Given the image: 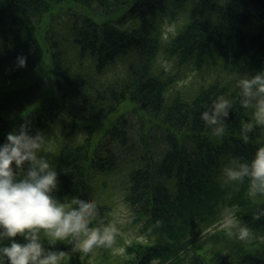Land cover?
<instances>
[{
  "label": "trees",
  "instance_id": "obj_1",
  "mask_svg": "<svg viewBox=\"0 0 264 264\" xmlns=\"http://www.w3.org/2000/svg\"><path fill=\"white\" fill-rule=\"evenodd\" d=\"M160 55L173 58L172 71ZM45 60L47 70L30 75ZM180 66L214 75L188 84ZM261 70L264 0H0V143L23 124L44 133L53 195L95 199L105 223L108 175L121 172L130 224L140 225V237H117L124 255L102 248L93 262L58 240L62 264H264V195H248V178L222 183L224 166L250 162L264 144V125L241 139L253 110L236 87ZM221 95L233 107L218 138L200 117ZM233 206L252 231L246 241L219 225Z\"/></svg>",
  "mask_w": 264,
  "mask_h": 264
},
{
  "label": "clouds",
  "instance_id": "obj_2",
  "mask_svg": "<svg viewBox=\"0 0 264 264\" xmlns=\"http://www.w3.org/2000/svg\"><path fill=\"white\" fill-rule=\"evenodd\" d=\"M175 31L176 24L166 22L162 39L168 41ZM17 60L20 67L27 63L24 56ZM160 64L164 71L172 70L171 61L162 58ZM236 87L240 105L253 110L252 119L245 121L240 130L241 139L248 143L249 133L264 125V70L240 77ZM232 107V99L221 95L201 113L200 118L213 136L225 135ZM48 144L44 133L30 134L27 124L21 125L19 132H9L6 142L0 143V264H62L68 255L66 249L44 244L47 241L55 245L58 240L72 241L73 252L87 254L107 248L113 255H124L126 249L117 246V237L120 226L129 222L131 216L127 205L119 201L114 218L105 223L95 199L79 195L57 199L53 191L58 173L42 155ZM245 178L249 180L250 197L264 195V144L257 147L250 162L233 159L222 169L223 184L241 183ZM260 215H264V208L258 209L257 218ZM219 225L229 235L235 229L236 238L241 241L252 236L251 229L236 217L234 206L222 208ZM18 235L24 242L13 239Z\"/></svg>",
  "mask_w": 264,
  "mask_h": 264
},
{
  "label": "rangeland",
  "instance_id": "obj_3",
  "mask_svg": "<svg viewBox=\"0 0 264 264\" xmlns=\"http://www.w3.org/2000/svg\"><path fill=\"white\" fill-rule=\"evenodd\" d=\"M168 23V22H167ZM176 24V29H177V24L178 21L172 22ZM176 32V31H175ZM167 59L169 61L172 62V70L174 69V66L176 65V62L173 60V58L169 57L168 55H160L159 57V64H160V60L161 59ZM161 65V64H160ZM43 68V69H42ZM47 70V61H43V63L41 64L40 68H37L36 70H34L30 75L32 76H36L39 74L44 73ZM181 70V75L183 77V79L181 80V82L183 80H185L188 84L192 83V82H199V81H204V80H208L210 79L214 74L211 73H207V72H199L198 69H190V68H184L183 66H180L179 68ZM45 70V71H44ZM171 70V71H172ZM47 75H43V84L45 85L47 83ZM126 174V173H123ZM124 176L120 173H116L113 177L112 175H108V178L110 179L109 182V189H107L106 191L109 193L110 198L107 200V202L109 203L110 207H111V212L109 213L108 217L110 220H112L113 217V212L114 209L117 207V204L119 201H122L124 204L127 205L128 209L130 210L131 216L129 218V222L125 223L124 225H121V234L123 236V238L126 241H132V239H136L138 237H140L139 233H138V228H139V224L137 225H131L130 221L133 218V209L130 205V203L126 200V198L124 197V191H125V187L127 186V181L124 180L123 178ZM57 199H62L58 196H56ZM117 245V246H121ZM52 248H56V245L53 246H49ZM73 247V243H71V249ZM100 249H96L93 253H82L83 257L89 256L90 257V261L93 262V260L95 259L94 256H100V253L102 252Z\"/></svg>",
  "mask_w": 264,
  "mask_h": 264
}]
</instances>
